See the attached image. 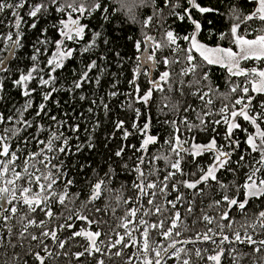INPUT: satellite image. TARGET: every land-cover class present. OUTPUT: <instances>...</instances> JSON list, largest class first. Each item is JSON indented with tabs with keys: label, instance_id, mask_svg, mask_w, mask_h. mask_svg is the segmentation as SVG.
<instances>
[{
	"label": "trees",
	"instance_id": "16d2710c",
	"mask_svg": "<svg viewBox=\"0 0 264 264\" xmlns=\"http://www.w3.org/2000/svg\"><path fill=\"white\" fill-rule=\"evenodd\" d=\"M108 7L109 18L107 21L103 20L99 11L94 12L90 17L81 18V23L88 25L85 31L84 38L77 41H66L64 47L75 49L73 56L67 58L64 61V66L57 69L54 73L51 72V67L48 65V61L57 52L56 41L63 39L60 36L58 27L60 19H66L63 13H59L54 10L53 6L48 4L47 10L42 9L37 17L33 18L28 13L33 10L34 6H38L41 3L47 4V0H27L22 8H8L0 12V58L4 59L6 65V71H0V81L3 82V90L0 91V113H2L7 121V117L16 114L18 109H22L28 100L32 101V108L23 114V118L32 121V127L26 128L24 131H20L18 135L13 136L8 142L12 145V149L19 157L15 161L14 170L21 172L23 176H26L23 172L25 166V160L28 161V172L35 173V175H41L42 173L52 172L54 176H58L59 172H66L69 177L73 178L74 186L69 189L70 193H79V199L75 200L73 204L68 206L75 211H82L88 214L91 219H102V223L99 228L95 224L86 226L84 222L73 220L72 223L76 224V228L61 230L60 225L64 223V216L68 215L64 206L59 205L54 198L49 201V205L54 213L53 218H48L37 208L32 212L29 210V206L20 202L21 192L20 187H29L25 179L17 180L15 183L17 201L13 204H8L6 208H11L13 205L17 208L15 214L10 212H0V216H8L5 221L0 219V264H36L34 260V251H41V248L37 247V241H32L29 237V233L40 235L42 230H55L57 232L58 239L56 241L50 238H43L45 244L48 245L49 251L53 253V257L46 260L45 264H97L98 259H102L104 264H143L145 258L153 259L154 252L152 249L158 248L163 245L167 248V253L164 249H161V256L163 257L162 264L166 261V264H179V261L173 256L169 258V254L174 251L168 248L171 240H165L159 233L163 231L149 229V243L150 249L147 257L144 256L142 250V242H140V232L144 230V226H138L140 231H134L133 237L137 239V247L124 248L120 256H115L113 253L117 249H111L109 252L106 245L109 240L117 239V233L123 234L126 230L121 227L122 218L126 215L127 210L130 208H137V216L133 219H144L148 223H157L159 220H164V227L167 228L170 223V217L173 211L170 210L163 213V215H143V212L148 211L151 207L147 204L148 197H143L139 200L136 199V189L133 187L134 182H139L138 174L134 170L137 164V157L143 156L145 164L140 165L145 173L147 181L163 180L166 171H169V161L163 159V157H169L170 160H175V154L171 153L170 146L166 141L172 139L176 133L179 137L184 138L187 141L185 148H189L191 143L206 144L213 137L217 140V146H225L224 136L227 131V124L223 123L224 113L220 112V109L225 105L228 106L229 112L238 110L241 105H236L233 109L234 102L244 97H253L251 104L248 107L249 115L259 114L264 111V93H256L252 91L251 83L252 76L232 75L228 72L226 67L218 66L215 64H207L203 58L195 51L191 53L194 56V61L197 65V72L195 75L189 74L188 76H180L182 68L187 67V61L185 58V49L189 48L190 42L182 39L185 35H190L194 31V26L187 17L183 21L179 20L176 16L170 15L169 7H164L163 0H155L153 6H144L137 8L135 11L136 20L133 21L130 17L125 15L122 11H114L119 8V4L116 0H101ZM178 6L175 8L177 13L183 14V9L191 8L188 0H176ZM201 7L216 9V12L200 13L197 9L192 8V19L200 23L201 29L197 34L198 40L207 46H214L220 48L236 49L237 45L233 42L232 36L229 34L230 29L234 24H239V34L250 39L256 38L257 35L264 34V21L259 19L246 21L244 18L253 13L257 7L255 0H196ZM0 3L17 5L18 0H0ZM154 8H162L163 13L160 18L153 16V26L144 29L142 22L147 16L153 15ZM13 12H17L18 15L14 16ZM19 23V28L16 24ZM35 23L36 27L31 25ZM163 24V29L159 26ZM56 25V27H54ZM173 30L178 37L177 43L179 48L172 46V48H164L162 51L155 53L157 61L163 56L168 57L169 61L176 60L177 63H169L167 66L162 63H157V67L154 72V80L159 79V75L164 71L170 72L169 84L172 85L173 90L168 91V86L165 85V91L163 93L155 91L149 104L145 105L138 102L135 99V85L130 81L134 78V69L140 64L137 60L138 53L135 49V42L137 40H143L144 34L152 35L157 40L162 39L163 31ZM46 30V31H45ZM94 32H100L101 36L97 40V46L89 52H83V47L93 38ZM221 34H225L221 39ZM11 35L12 40H20L19 47H13L12 40H8L7 37ZM107 39L108 43L103 41ZM41 41H47V43H41ZM12 45V46H11ZM146 47L145 44H141V49ZM39 49V51H37ZM119 53V56L116 54ZM35 55L37 59L32 60V56ZM92 61L97 62V68L93 69L89 75L93 78L99 77L100 84L97 86L93 83H87L80 89L73 87V81L80 78L83 71L86 70L87 65ZM254 60H243L239 67L241 69L247 67L250 72L253 68L264 69V60H258L257 63H253ZM33 67L38 69L33 73L34 79L27 82L29 90L35 89L30 97L23 96V89L13 85V81L18 79L22 73L29 72ZM207 72L208 79L201 80L202 71ZM146 72V71H144ZM139 75L136 80V84L140 87V95H143L152 85L150 84V75ZM55 76L53 86L57 91L52 92L51 99L45 101L43 95L51 91V87L42 86L40 84V78L48 79L49 74ZM102 73V75H101ZM249 78V79H247ZM180 80L184 81L183 95H180L176 91V87ZM194 80H201V83L188 87V84ZM113 83H116V88L112 87ZM209 86L212 91L209 92ZM236 87V91L232 92L231 89ZM248 87L249 92L243 93L242 88ZM71 88L72 91H68ZM202 92H209V95L202 101L199 96L191 95V93L197 90ZM117 91L119 95L111 97L109 92ZM85 96L84 100H80V96ZM168 97L167 101L163 98ZM101 98L104 103L109 105V111L105 115L104 109L101 105ZM96 100V105L91 104V100ZM211 100L212 103H206L207 100ZM59 102V103H57ZM44 103L46 105L45 112L40 116H36L39 104ZM167 103L168 107H164ZM131 104V107H129ZM172 105H176L173 110ZM191 106V109L187 112L184 111L186 106ZM89 107L93 108V112H88ZM134 109L139 110V117H137ZM161 109H163L161 111ZM205 113H210L205 115ZM228 115V114H227ZM52 116L57 118V121L65 122L62 127L56 121L51 119ZM187 118L189 124L193 125L191 131L188 126L182 123L184 118ZM150 128L149 135L157 137V142L149 144L146 152L135 151L134 149L125 148V154L123 157H116L115 151L121 145H134L136 148H140L143 139L145 138L141 133L131 127L133 122H137L139 125H143L149 122ZM200 119L208 122L206 125L195 127L200 125ZM117 120H123L125 122L124 127L133 135L129 136L127 140H122V132H116L112 137V133L115 131L114 122ZM220 120L221 123L214 124L213 122ZM176 122V126L170 123ZM99 123V127L93 130L94 125ZM260 127L264 130V120L259 119ZM79 125V131H72L70 126ZM240 129L233 131V140L239 141L240 147L235 150L232 155L231 167L235 169L234 172L222 170L218 173V179L224 184L228 185V195H237L239 199H243V189H240L239 193H236L235 185H242L245 181V177L252 171L254 167L259 165L254 164V159H259V154L252 152L250 147L246 144V139L249 134H255L256 126L249 121L239 119ZM21 128L22 125H14L11 122L0 124V134H3L5 128ZM44 130L41 131L40 129ZM179 128V132L176 131ZM246 129L247 131H244ZM63 133V138L68 140V149L66 153H59L56 151H47L45 145L37 144L33 137H38L40 140L47 141L50 138L51 132ZM28 139L29 143L25 145L24 139ZM91 142L95 145L93 148H89L87 145ZM259 142V141H258ZM80 146V150H77V146ZM60 146V141H56L53 145L54 148ZM43 149V156L46 158L56 157L51 159V163L45 168L44 163H40L41 156H36L35 159H30V154L36 153ZM225 151H231V149L224 147ZM245 156L244 161L239 160L240 155ZM160 156L159 160H155L152 164L148 163L149 158ZM183 157L182 167L185 169V175H177L172 180L168 181V200L174 199L177 193L172 191V185L176 181L195 179L191 173L196 172L197 176V164L201 167H207L213 158L212 153L205 152L202 156L196 158V163H193L192 156L182 152ZM0 159H7L6 157H0ZM62 163V166L61 165ZM47 163V160H45ZM123 164H127L125 169ZM34 165L35 167H33ZM52 165H57V168H53ZM115 169V176L109 185L113 189V196L119 194L124 198H132V202L125 204L123 200L117 202L115 199L108 200L105 197L101 198V201H96V205L103 208L104 204H109L107 212H101L99 214L89 211L92 209V204H88L87 208H81V202L87 199V194L90 191L91 184H94L97 179L104 176V173L109 170V166ZM13 165H9V173L4 177V180L12 178L11 171ZM38 170V171H37ZM152 173L149 175V173ZM257 180L264 178V169L257 173ZM46 183L45 181H41ZM63 179L59 180L56 185L53 186L54 190L60 191L63 187ZM123 185V187H121ZM9 187L10 190L14 187L11 184H5L3 180H0V187ZM32 193L34 195L38 190L35 184L31 185ZM180 188V192L184 194V201L177 205V209L181 213V222L175 231L181 233L180 236H173L174 239L179 241L193 240L195 236L200 233H204L208 228H212L214 232L218 233L216 228L217 223L224 225L223 234L228 235L231 239L233 233L239 231L241 236H244L245 232L252 235L253 239L259 241L264 240V228H261L257 223L258 213L264 211V198L252 199L249 201L247 207L240 211L235 207L232 208L229 213L230 220H220L219 216L221 211L227 207L226 203L222 202L219 207L215 206L214 201L221 200L224 194L218 186L209 181V186L200 185L204 189L203 196H196L195 202L191 204L192 212L188 213L189 201L192 200L190 195L192 190H188L177 184ZM152 191V190H148ZM156 203H163L164 197L159 192L155 198ZM68 204V201H66ZM167 207V205H166ZM113 209L115 210L113 212ZM62 214V215H61ZM209 215L214 218L212 224H206L201 217L203 215ZM29 220L37 221V224L41 220L46 223L43 227H37L35 225H28L27 232L24 237L20 236V233L24 230L25 225ZM230 224V226H229ZM255 225V228L251 227ZM82 228L86 230H99L102 232L100 240L104 241V244H100V240L97 241L100 245L103 255L101 253H94L89 256L85 253V256L77 259L74 253L84 251V247L87 246L88 241L82 237H76L69 239L72 231H76ZM132 228V225H129ZM10 230V231H9ZM103 233H107L105 236ZM217 241L220 239V235L217 234L214 237ZM126 242L128 238L126 237ZM67 240L64 249L58 248L60 241ZM258 245L247 244H229L225 242L222 247L225 249L224 256L221 257V264H234L233 256L238 258V264H264V251L253 252V248ZM184 247L189 250L191 256L190 264H209L211 262L207 259V256L214 254L215 245L210 242H196L177 244V248ZM235 248V251L230 256L228 249ZM200 249L203 258L195 256V250ZM41 255L44 252L41 251ZM131 261L129 262V257ZM181 258H186L184 254H181ZM153 264H155L153 260Z\"/></svg>",
	"mask_w": 264,
	"mask_h": 264
},
{
	"label": "snow or ice",
	"instance_id": "6c2138e0",
	"mask_svg": "<svg viewBox=\"0 0 264 264\" xmlns=\"http://www.w3.org/2000/svg\"><path fill=\"white\" fill-rule=\"evenodd\" d=\"M27 2V0H18L17 5L0 3V12H2L5 7L8 8H22L24 7V4ZM116 2L119 4V8L114 11H122L130 17L133 21L136 20L135 11L137 8L144 7V6H153L155 4V0H116ZM257 7L255 11L249 15H247L244 20L250 21L259 19L260 21H264V0H255ZM164 7H169L170 15L176 16L179 20L183 21L185 17H187L189 20H191V23L194 26V31L190 35H185L182 37L183 40L190 42V47L185 49V58L187 63V67L182 68L180 71V76H188L189 74L195 75L197 72V65L193 63L194 57L191 55V53L195 50L200 53L201 57H203V60L211 65V64H220L223 63L224 66L228 69V72L232 75H243V76H253L257 77L258 79H254L251 83L252 91L256 93H264V69H256L253 68L250 70V72H246L243 69L239 67L238 61L253 59V60H264V34L257 35L255 39H247L245 36L239 34V24H234L230 29V35L233 38V42L238 46L239 51H233L231 48H208L203 44H200L197 39L196 35L199 33L201 29V25L196 20L192 19V8L197 9L200 13H209V12H216V9L201 7L196 0H188V3L191 5V8H185L183 9V14L177 13L175 11V8L178 6V3L176 0H163ZM48 4L52 5L54 10L63 13L66 16V19H60L59 20V27L58 31L61 37L63 39L56 41L57 46V52L56 54L50 59L47 63L51 67V72L54 73L57 69H60L64 66V61L67 58H71L73 56V52L75 49H70L64 47L66 41H79L84 38L85 31L88 28V25L81 23V18L90 17L94 12L99 11L101 13V16L103 20L107 21L109 18L108 13V7L105 3H102L101 0H47V4L41 3L38 6H34L33 10H31L28 15L30 17H37V14L41 12L42 9L47 10ZM163 9L162 8H154L153 15H149L146 17V19L142 22V27L144 29H147L151 26H153V16H156L157 18H160L162 16ZM14 16H17V12H13ZM16 27L19 28V23L16 24ZM31 27L35 28L36 24L33 23ZM56 27V25H54ZM161 29H163V24L159 26ZM46 31V30H45ZM225 34H221V39L224 38ZM101 33L100 32H94L93 38L83 47V52L87 53L93 48L97 46V40L100 38ZM180 37L177 36V34L173 30H167L165 29L163 31V37L160 40H157L156 37L152 35H148L147 33L144 34L143 40H137L135 42V49L138 53H141L143 55L144 51H147L149 48L151 49V52L148 53V55L143 56V61H141V64L151 62V66L155 67L157 63H162L163 65L167 66L169 63H177L178 61L172 60L169 61L168 57L163 56L159 61H157L155 53L158 51H162L164 48H172V46H176V48H179V45L177 43V40ZM8 40H12V36L9 35L7 37ZM105 44L108 43L107 39L103 41ZM13 47H19L20 46V40H12ZM41 43H47V41H41ZM145 44V49H141V44ZM39 51V49H37ZM119 56V53L116 54ZM37 57L35 55L32 56V60H36ZM137 60L140 61L141 57L137 56ZM141 64H138L137 67L134 69V78L132 81H130L131 84L135 85V99L143 103L145 105L149 104L153 97V93L155 91H159L163 93L165 91V85L168 86V91L171 92L173 90L172 85L169 84L170 79V72L164 71L159 75L158 80H150V84L152 85L146 92H144L143 95H140V87L138 84H136V80L138 79L139 75L141 73ZM97 68V62L92 61L89 65H87L86 70L83 71L80 75V78L73 81V87L75 89H80L84 84L87 83H94L99 86L100 84V78L99 77H91L89 73L92 72L93 69ZM6 65L4 59L0 58V71H6ZM38 69L36 67H33L29 72L22 73L18 79L13 81V85L17 87H21L23 89V96L30 97L32 95V92L35 91V89L29 90L27 87V82L34 79L33 73L37 72ZM202 71L201 80H207V72ZM144 75H148L147 72L143 73ZM102 75V73H101ZM56 77L49 74L48 79H43V77L40 78V84L42 86H48L51 87V91L47 92L43 95V99L45 101L51 99L52 92L57 91V89L53 86L54 81ZM201 80H194L191 81L188 84V87H192L193 85H199L201 83ZM183 85L184 81L180 80L178 82V85L176 87V91L180 93V95H183ZM3 82L0 81V91L3 90ZM112 87L116 88V83H113ZM237 89L236 87H233L231 89L232 92H235ZM68 91H72L71 88L68 89ZM212 91L211 87L209 86V92ZM243 93L247 94L249 92L248 87L242 88ZM209 92H202L201 90H198L196 92L191 93V95L199 96L200 100H204L206 96L209 95ZM109 95L111 97H116L119 95L117 91H111L109 92ZM80 100H84L85 96L81 95ZM165 101H167L168 97L163 98ZM253 97H248V102L245 103L244 97H241L240 99H237L233 104V109H235L236 105H241L242 107L238 110H233L229 112L228 106L225 105L223 108L220 109L221 113H227L228 115L224 116L223 123L227 124V131L224 136L225 141H227V144L225 146H217V140L215 137H213L207 144H197L194 142L191 143L189 148H184V144L187 143V141H182L180 137L174 136L172 139L166 141V143L170 146L171 153L175 154L176 159L170 160L169 157H163L166 161H169L168 167L169 171H166L165 176L163 177V180H159V178L156 181H147L145 178V173L143 169L140 167V165L145 164V159L143 156L137 157V164L135 167V171L138 174V181L134 182L133 187L137 190L136 191V199L139 200L143 197H148L147 204L151 207L148 209V211L143 212V215H149L150 213L153 215H163L164 212L175 210L172 213V216L170 217V223L167 228L164 227V220H159L157 223H148L144 219L135 220L137 216L138 209L133 207L127 210L126 215L122 218L123 222L120 225L123 227L126 231L123 234L117 233V239L115 240H109L106 248L110 252L111 249H117L113 255L120 256L122 254V250L124 248L129 247H137L138 243L142 242V250L145 257H147L150 249V243H149V229L152 230H160L163 229L159 234L165 239V240H171V243L168 245V248L173 249L169 254V258L175 257L179 264H190L191 256L189 255V250H186L184 247L177 248V244H186V243H196V242H210L211 244L215 245V252L212 255L207 256V259L212 261L213 264H221V257L225 254V249L222 247V245L225 242H228L229 244H247V245H258L257 247L253 248V252H261L264 251V240H255L253 239L252 235H249L247 232H245L244 236H241L239 231H236L233 233V237L230 239L228 235L223 234V228L224 225L217 223L216 228L218 230L217 232H214L212 228H208L204 233L200 234L198 233L193 240L188 241H179L173 238V236H180L181 233L179 231H175L178 228L179 223L181 222V213L177 209V205L181 204L184 201V194L180 192V188L177 187V184L182 186L185 189L192 190L190 195L192 196V200L189 201V207L187 208V212H192L191 204L195 202L196 196H203L204 189L200 187V185H205V187L209 186V181L214 182L220 190L223 191V195L221 197V200L214 201L215 206L219 207L222 202L226 203L227 207L224 208L221 211V214L219 216L220 220H230L229 213L231 212L232 208L235 207L236 209L243 211L247 205L249 204V201L252 199H260L264 198V178H261L257 180L255 177L258 172H260L262 169H264V130L261 129L260 123H258V117L261 120H264V111L260 112L259 114H253L249 115V112L247 111L248 106L251 104V100ZM59 103V102H57ZM206 103L211 104L212 101L209 99L206 101ZM92 105H96V100H91ZM101 105L104 109L105 115H107L109 109V105L107 103H104L103 98H101ZM32 101L28 100L26 104L23 106L22 109H18L16 114L13 116L7 117V121L5 120V117L2 113H0V124L11 122L14 125H22L21 128H5L3 134H0V157H6L7 159H0V180H3L5 184H11L14 185V187L10 190L8 187H0V202H5L6 204H13L14 201H17V195H16V188L15 183L17 180L25 179L26 183L29 185V187H20L19 191L21 192V198L20 202H22L25 205L29 206V210L34 212L37 208H40V211L44 213V215L48 218H53L54 213L52 211V208L49 205V201L54 198L56 202L59 205H62L65 207V209L68 212L67 216H64V223L60 225L61 230L64 228H67L69 230L76 228V224L72 223V221L78 220L85 223L86 226H91L95 224L97 228H99V225L103 222L102 219H91L88 214H85L82 211H75L74 209L70 208L68 205L73 204L75 200L79 199V193H70L69 189L74 186L73 178L69 177L66 172H59L58 176H54L52 172H46L42 173L41 175H35V173H29L28 172V161L25 160V166L23 168V172L27 174L26 176H23L21 172H16L14 170L15 161L19 159V157L16 155V152L12 149V145L8 142L13 136H16L19 134L20 131H24L26 128L32 127V121L24 119L23 114L27 112L30 108H32ZM129 107H131V104H129ZM164 107H168V104L165 103ZM264 107V105H262ZM176 108V105H172V109L174 110ZM46 105L44 103L39 104L38 110L36 111V116H40L41 113L47 114L45 112ZM191 109V106H186L184 111L187 112ZM163 109H161L162 111ZM88 112H93V108L89 107L87 109ZM134 111L137 114V117H139L140 113L138 109H134ZM210 113H205V115H209ZM237 116L242 117L245 121H249L251 124L256 126L255 134H249L246 139V144L250 147L252 152L259 154V159H254V164L259 165V167H254L250 173H248L245 177V181L242 185H235L236 193H239L240 189H243V199H239L237 195L229 196L228 193V185L224 184L220 179H218V173H221L222 170L234 172L235 169L231 167L232 163V155L235 152L236 149L240 147L239 141L233 140V130L234 129H240L241 125L237 122H235V119ZM51 119L53 121H56L59 123L62 127L65 122L57 121V118L55 116H52ZM231 121V122H230ZM173 127L176 126L175 121L170 122ZM185 125L188 126L189 130L191 131L193 125L189 124L187 121V118L185 117L182 121ZM208 122H206L203 119H200V125H196L195 127H200L201 125H206ZM214 124L221 123L220 120H217L213 122ZM125 122L123 120H117L114 122V128L115 131L112 133V137L115 136L116 132H122L121 139L127 140L129 136L133 135V132H130L127 128L124 127ZM72 128V131H79V125L70 126ZM99 127V123L97 122L96 125H94L93 130L95 128ZM133 129L141 133L145 138L142 141V144L140 145V148H136L134 145H121L114 153L116 157H123L125 154V148H131L135 151L140 152H146L149 144H154L157 142V137L153 135H149V128H150V118L149 122L143 124L142 126L139 125L137 122H133L131 125ZM41 131L44 129L41 128ZM176 131L179 132V128H176ZM244 131H247L244 129ZM63 133H57L55 131L51 132L50 138L45 140H40L38 137H33V139L36 140L37 144H43L45 145L47 151L52 152L56 151L59 153H66V150L68 149V140L67 138H63ZM56 141H60V146L54 148L53 145ZM259 141V142H258ZM23 143L27 145L29 143L28 139H24ZM89 148L95 147V145L91 142L87 145ZM224 147H227L231 149V151H225ZM77 150H80V146H77ZM43 149L36 153L30 154V159H35L36 156H41L40 163L45 164V168L48 167V164L51 163V159H55L56 157L52 158H46L43 156ZM187 153L188 155H191L193 160V163H196V158L202 156L205 152L212 153L213 158L212 162L205 168L201 167L199 164H197V172L199 175L197 176L196 172L191 173L192 176L196 177L195 179H186L181 181H176L172 185V191H175L177 195L174 199L168 200L167 196L170 194L168 191V181L172 180L177 175H185V169L182 167L183 157L181 156V153ZM162 157L156 156L151 157L148 160L149 164H152L153 161L159 160ZM45 160H47V163H45ZM245 156L242 154L239 157V160L236 161V163H239L240 161H244ZM61 162V165L62 166ZM9 165H13L11 176L12 178L4 180V177L9 173ZM35 167L34 165H32ZM53 168H57V165H52ZM123 167L127 169L128 165L123 164ZM38 171V170H37ZM152 173L150 172L149 175ZM115 176V169L109 166V170L104 173L103 177H100L96 180L94 184H91L90 191L87 194V199L81 202V208H87L88 204H92V209L89 211H93L96 214H99L101 212H107L109 208V204H104V207L101 208L96 205V201H101L102 197H105L108 200L115 199L117 202L123 200L125 204H128L132 202V198L124 199L120 194L119 191H117V194L113 196V189L109 187L111 184L113 178ZM63 179V187L58 192L54 190L53 186L58 183L59 180ZM45 181L46 183H42L41 181ZM35 184L36 188L38 189L34 195H30L32 193V187L31 185ZM123 187V185L121 186ZM152 190V191H148ZM164 197L163 203H156L155 198L157 196V193ZM66 201H68V204H66ZM167 205V207H166ZM10 212L11 214H15L17 211V208L13 205L10 209L6 208L3 203H0V212ZM115 210L113 209V212ZM62 215V214H61ZM8 216H0V219L7 220ZM201 219L206 222V224H212L214 218L209 215H203ZM45 221L41 220L39 224H37V221L35 220H29L28 224L25 225L24 230L20 233L21 237H24L25 233L27 232L28 225H35L37 227H41L43 229L45 225ZM257 223L261 228H264V211H260L258 213V220ZM129 225H132V228H129ZM138 226H144V230L140 232V242L137 241L135 237H133L134 231H140ZM230 226V224H229ZM251 227L255 228V225H252ZM10 231V230H9ZM219 234L220 239L217 241L214 237ZM30 239L32 241H37V247L41 248V251L44 252V255H41V251H34L32 254L34 255V260L36 264H45L46 260H49L53 257V253L49 251L48 245L45 244L43 238H50L53 241H56L58 239L57 232L55 230H42L40 235L37 236L35 234H28ZM103 235L107 236V233H103ZM102 236V232L99 230H86V228H82L76 231L71 232V236L69 239H74L76 237H82L85 240L88 241L87 246L84 247V251L74 253L75 257L79 259L80 257L85 256V253H87L89 256L93 255L94 253H101L103 255L102 249L100 245H98L97 241L100 240V237ZM128 238L127 242L125 238ZM67 240L60 241L58 243L59 249H64L65 244L67 243ZM100 244H104L103 240H100ZM2 246V244H0ZM161 249H164L165 253H167V248H164L163 245H160L158 248L152 249L154 252L153 259H147L145 258L143 261V264H153V260L155 264H162L163 257L161 256ZM235 251V248L228 249V254L231 256L232 253ZM184 254L186 258H181V254ZM195 256L198 258H203L202 252L200 249L195 250ZM234 264H238V258L236 256L232 257ZM131 261V256L129 257V262ZM97 264H104V261L102 259L97 260ZM166 264V261L164 262Z\"/></svg>",
	"mask_w": 264,
	"mask_h": 264
},
{
	"label": "rangeland",
	"instance_id": "374dc122",
	"mask_svg": "<svg viewBox=\"0 0 264 264\" xmlns=\"http://www.w3.org/2000/svg\"><path fill=\"white\" fill-rule=\"evenodd\" d=\"M245 38L250 39V38H248V37H245ZM196 39H197V41H198L200 44H203L202 42H200V41L198 40L197 35H196ZM252 39H255V38H252ZM203 45H205V44H203ZM11 46H12V45H11ZM205 46L208 47V48H217V47H214V46H207V45H205ZM225 49H227V48H225ZM232 50L238 52V51H239L238 46H237L236 49H232ZM142 51H143V49H142ZM194 51H195V50H194ZM150 52H151V49H150ZM195 52H197V51H195ZM197 53L200 55L199 52H197ZM200 56H201V55H200ZM193 57H194V56H193ZM202 58H203V57H202ZM248 60H251V59H248ZM193 61H194V60H193ZM242 61H243V59H241V60L238 61L239 65H240V63H241ZM257 61H258V60H254L253 63L255 64V63H257ZM215 65L225 67L223 63L215 64ZM256 69L259 70V69H261V68L258 67V68H256ZM243 70L247 72V71H248V68L245 67V68H243ZM145 71H146V72L149 71L148 67H147V69H145ZM247 79H249V78H247ZM254 79H258V78L252 76V81H253ZM238 99H239V98H238ZM239 109H240V108H239ZM247 111H248V109H247ZM240 118H242V117L237 116L236 119H235V122L239 123V119H240ZM242 119H243V118H242ZM230 122H231V121H230ZM234 130H235V129H234ZM234 130H233V131H234ZM180 139H181L182 141H185L184 138H182V137H180ZM206 144H207V143H206ZM186 145H187V143H185V144L183 145L184 148H185ZM8 188H9V187H8ZM9 189H10V188H9ZM0 203H3L5 207H7V205H8V204H6L5 202H0ZM209 264H213V262L211 261V262H209Z\"/></svg>",
	"mask_w": 264,
	"mask_h": 264
},
{
	"label": "water",
	"instance_id": "95a60500",
	"mask_svg": "<svg viewBox=\"0 0 264 264\" xmlns=\"http://www.w3.org/2000/svg\"><path fill=\"white\" fill-rule=\"evenodd\" d=\"M149 52H150V48L147 51H144L143 55H140V57H141L140 64H141V61H143V56L148 55ZM147 67L149 69L150 80H154V72H155V68L157 67V64L155 65V67L151 66V62L141 64V73L144 72L145 69H147ZM177 135H178V133H176L175 136H177Z\"/></svg>",
	"mask_w": 264,
	"mask_h": 264
},
{
	"label": "built area",
	"instance_id": "2783aa9c",
	"mask_svg": "<svg viewBox=\"0 0 264 264\" xmlns=\"http://www.w3.org/2000/svg\"><path fill=\"white\" fill-rule=\"evenodd\" d=\"M240 98H241V97H240ZM240 98H239V99H240ZM246 99H247V100H246V103H247V102H248V98H246ZM248 107H249V106H248ZM224 114L227 115V113H224ZM225 115H223L222 118H224Z\"/></svg>",
	"mask_w": 264,
	"mask_h": 264
}]
</instances>
